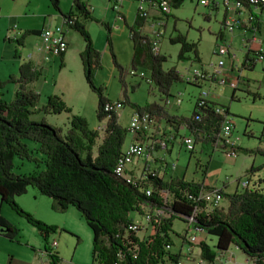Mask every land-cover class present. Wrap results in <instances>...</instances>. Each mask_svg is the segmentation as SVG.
<instances>
[{"label":"trees","instance_id":"trees-1","mask_svg":"<svg viewBox=\"0 0 264 264\" xmlns=\"http://www.w3.org/2000/svg\"><path fill=\"white\" fill-rule=\"evenodd\" d=\"M168 1L171 5L183 2ZM49 3L63 15L67 25L77 30L83 38L84 46L79 52L83 73L87 84L97 95L96 116L100 120L105 118V124L100 135L97 129L88 126L84 116L72 113L70 123L62 133L59 127L43 118H32L31 114L37 111L59 113L62 110L69 111L71 107L56 93L49 94L45 102L39 103V92L31 83L41 74V69L31 59L21 61L16 74L10 73L0 80V94L6 82L11 81L15 85L12 98L6 100L0 96V202L6 201L19 210L36 226L45 240L49 232L55 231L57 226L37 219L32 213L23 210L14 200V196L24 193L32 185L40 193L52 196L51 205L54 209L64 210L69 205L75 206L92 231L91 264H113L120 250H125L129 264H173L178 251L165 247L167 243L173 244L170 234L174 232L173 220L181 218L185 222L190 215H193V227L216 237L213 247L204 240H199V252L203 259L213 261L218 252L225 251L230 243H235L254 264H264V191L260 185H246L240 190L226 191V184L223 183L220 192L227 198L228 204L223 208L214 206L211 210H205L203 199H194L198 190L207 186L202 179L188 180L174 175L163 178L158 174V169L153 168V171L146 173L145 178V185L151 187V194L148 195L136 184L128 182L113 171L126 138L127 128L120 125L116 109L105 110V103L111 99L103 95V88L96 85L93 79L99 63V52L84 22L85 19L94 17L89 1L72 0V7L65 12L59 7V0H49ZM144 20L146 16L141 15L137 9L136 18L127 25L133 47L130 66L135 69L140 65L149 70L150 84L159 90L162 102L152 100L138 104L125 97L119 99L120 103L123 105L124 102H129L137 111L146 110L156 119H164L167 124H172L175 129L184 124L185 130L194 137L195 142L199 141L201 149L214 148L224 114L230 113L228 106L221 105L225 108L224 114H221L214 107L218 102L204 97L200 105L195 100L192 112L187 115L169 112L164 104L171 94L169 87L173 81L182 80V75L174 65L166 69L162 67L166 56L153 49L152 39L142 29ZM222 23H225L224 20L221 26ZM105 26L109 30L108 25ZM245 26L252 29L251 25ZM259 26V15H256L254 27L257 31ZM27 32L34 30H23L14 39L15 46L23 44L22 38ZM222 33L219 28L216 35L220 36ZM185 36L177 32L169 37L171 41L180 44L178 59L193 57L199 60L197 43ZM248 39L244 40L246 48L240 63L242 68L253 67L256 61V53L254 48L248 46ZM107 42L110 46L109 37ZM58 55L62 59L64 51ZM112 56L115 60L113 52ZM241 81L243 80L240 76H237L232 97ZM261 134L264 136V130ZM99 136L100 139L96 142ZM28 140L37 143L35 150L28 145ZM235 148L238 151L239 145L236 144ZM34 151H39L41 157L34 154ZM15 156L42 161L44 167L25 174L15 172L12 169ZM161 189L168 191L167 207L170 216L146 238L141 239L135 232H128L130 239L136 240L138 245V254L132 258L126 250L124 237L133 218L130 213L134 210L143 213L145 207L162 204L163 199L159 194ZM0 225L3 234L14 238L17 228L1 213ZM185 229L187 231V227ZM183 234L179 233L181 236ZM57 258L53 255L52 259L56 261Z\"/></svg>","mask_w":264,"mask_h":264},{"label":"rangeland","instance_id":"rangeland-1","mask_svg":"<svg viewBox=\"0 0 264 264\" xmlns=\"http://www.w3.org/2000/svg\"><path fill=\"white\" fill-rule=\"evenodd\" d=\"M26 2L27 0H18L17 3L12 4L11 1L4 0L2 10L6 11V8H10L11 4L14 5V10H17L26 5ZM33 2L31 1V6ZM109 3L110 0H91L92 7L94 6L99 15H93L92 19L87 18L84 21L88 34L99 52V63L95 68L93 78L95 84L101 86L103 95L110 99H124L126 97L129 101L138 104L152 100L162 102V99L159 98V90L150 84L149 70L140 65L135 69L130 66L133 47L127 25L131 24L138 0L124 1V7L120 14L117 13V9L110 7ZM49 5L54 9L50 3ZM222 7L223 5H219L215 8L200 2V0H183L181 4L171 5L168 14L160 13L163 22L156 27L162 29V34L158 37L157 45L158 51L166 56L162 67L166 69L174 65L182 75V80L173 81L169 87L171 94L168 97L170 101L164 103L169 112L189 114L192 112L199 92L206 88L207 98L213 97L212 100L228 106L229 116L234 125L232 134L238 143L237 145H239L237 154L222 152L219 147L201 149L199 141L195 142L194 149L190 151L181 143L178 135L172 143L170 152L161 148L158 150V154L166 162V168L163 172L165 178L174 175L182 176L188 180L202 179L210 185L223 186L225 183L224 190L226 191L243 189L242 182L247 180L246 185L249 187L254 184L260 185L264 191V136L261 134L264 130V57L259 58L253 67L242 69V74L239 76L243 81L238 83V87L235 88L234 97L231 96L233 86L229 85L227 81L223 82L209 77L195 83L192 75V71L195 69L207 71V74L214 73L219 59L223 61L224 65L228 63L226 54L215 53L216 42L219 41L215 37L222 20ZM150 13L153 15L155 9H152ZM58 18L59 16L55 20L52 18L48 21L50 20L51 24L54 25ZM260 18L262 43L253 41L252 44L254 47L262 45L264 48V11L260 13ZM48 24L49 22L46 21L44 26ZM105 25H108L109 30ZM144 29L149 36L153 35V27L149 23H145ZM68 30L71 31L68 33L70 43L65 56L61 59L57 53L50 52L47 58H43L42 65H38L41 74L31 83V86L39 92V103L45 102L49 94L56 93L71 108L69 111L62 110L59 113L37 111L32 113L31 117L43 118L55 127H59L63 133L70 123L71 114L77 113L84 116L88 126L97 129L101 135L102 130H100L99 125L105 123V118L100 120L96 116L97 95L85 80L79 56L84 41L77 30L73 28ZM177 32L185 34L187 39L197 43L199 60H195L193 57L178 59L177 51H179L180 44L169 39ZM230 33H226L227 38L231 41V48L241 62L243 53H245L243 38H247L251 34L247 32L246 36H243L238 27H235ZM108 37L111 47L107 42ZM12 41L10 44L2 43L0 47V69L2 73L8 71L7 63L11 60L10 54L13 55V48L10 49L9 46L12 47L15 44ZM28 53V46L24 50L20 49L19 46L14 50L16 56L24 54L28 56ZM131 69L134 71L133 73L130 71ZM5 85L3 86L4 99L9 100L12 98L13 89L9 88L8 90L10 85H6V87ZM177 98L179 99L178 102L176 101ZM133 110L135 108L129 102H124L122 106L116 109L120 125L127 127L130 112ZM178 131L179 134L184 132L183 129ZM129 137L130 132L127 131L123 146ZM99 139L100 136L96 142ZM27 142L35 150L37 143L33 140ZM33 153L41 157L39 151ZM251 166H253L252 170L250 169ZM43 167L44 162L42 161L38 162L15 156L12 169L15 172L25 174L40 170ZM51 197L40 193L32 185H29L24 193L14 196V200L23 210L32 213L37 219L57 226L55 231L49 232L47 240L19 210L6 201L0 204V213L5 215L17 228L12 239L0 231V264H9V262L15 264L19 260L20 262L29 261L31 264H42L49 256L47 252L49 248H45V246H50L53 238H56L58 243L51 249V253L58 257L59 263L91 264V228L75 206L69 205L64 210L54 209L51 205ZM227 204V198H223L220 207H226ZM130 214L134 219L142 218V215L135 210L131 211ZM185 227L186 224L183 219L175 218L173 220L174 232L170 233L173 241L170 247L171 251L179 246L181 241L179 233L186 232ZM188 230L195 233L198 239L204 240L213 247L216 239L214 234L195 230L191 227ZM137 233L143 238L148 236V232L141 230ZM199 248L198 243H196L191 254L192 258L186 264H198V258H201L199 264H254L253 260L235 243H230L225 251L218 252L213 262L203 259Z\"/></svg>","mask_w":264,"mask_h":264},{"label":"built area","instance_id":"built-area-1","mask_svg":"<svg viewBox=\"0 0 264 264\" xmlns=\"http://www.w3.org/2000/svg\"><path fill=\"white\" fill-rule=\"evenodd\" d=\"M123 0H110V7L115 9H120V4H122ZM200 2L210 5L212 7H217L218 5H223L228 7L230 5L234 6L235 14L229 22L222 23V27L226 30H232L234 26L240 25V23L244 22L245 25H251V36L252 39L258 40L257 30L254 27V23L256 20V15L260 13L261 10H264V0H200ZM170 2L168 0H138L137 9L141 15H145L146 18L149 16V9L153 8L156 10H160L164 13H169L170 11ZM244 11L245 15L240 16V12ZM163 19L160 14L156 15L153 19L150 20L151 26L153 27V35L149 36L152 39L153 49L155 51L159 50L157 45V40L159 35L162 34V29L156 27V25H161ZM68 26L65 19L62 17V23L54 24L52 27H45L44 31L40 32V35L44 42L48 44V49L51 53H57L64 51L68 46L67 39L65 37V27ZM16 27V25H14ZM246 27V26H245ZM244 40L246 38H243ZM215 53H229V46L224 39L220 36H216ZM256 59H259L263 56V51L261 47L254 49ZM222 60H218L217 65H221ZM132 73L134 72L132 69L130 70ZM143 74V72H141ZM193 79L195 81H200L205 77L209 78L206 71H201L199 69H195L192 71ZM237 82V78H236ZM235 82V83H236ZM234 83V84H235ZM208 94L207 89L203 88L199 92L196 97V102L198 105L202 104L203 98L207 97ZM177 98V102H178ZM166 101H169L167 99ZM122 104L119 99H111L107 101L104 105L105 110L108 109H118ZM215 110L224 114L225 108L221 106V104L214 105ZM104 124L99 125L100 130H103ZM171 126L172 130H164L165 126ZM233 122L231 121V117L229 114H224V119L221 124V128L218 131V140L215 143L214 147H219L221 151L226 153H235L237 154V150L235 148L237 142L235 137L232 134ZM185 125L180 124L176 129L172 124L163 123L161 119H156L151 113L146 110L137 111L136 109L130 112L129 121L127 125V131L130 132L129 139L125 142L124 146L121 149L120 154H118L113 171L123 177L128 182L136 184L139 188L143 189L146 194H151L150 185H145L146 173L153 171V168L150 166L149 160L151 161L154 154V150L157 147L167 148L168 141L175 135H178L181 143L190 151L194 149L195 140L194 137L185 130ZM179 129H183L184 132L179 134ZM141 161V162H139ZM155 169V168H154ZM159 171V170H158ZM247 180L243 181L242 184L245 186L247 184ZM220 188L222 186H218L216 184H207V186H202L197 194L194 196V199H203V208L205 210H211L214 206H220L222 199L224 198L223 194L220 192ZM163 201L162 204L157 205L154 204L149 207H145L142 215V218L137 220L132 218L131 222L128 224L124 237L126 241V250L130 253L132 258L136 257L137 252V242L136 240H132L129 237L128 232L133 231L135 235L139 238H143L138 235V231L148 232V236L152 234L156 230V226H159L160 223L167 217L170 216V211L167 207V201H169L168 191L165 189H161L159 192ZM197 208L195 207V210ZM194 210V213H195ZM186 227L187 231L181 236V241L179 246L177 247L178 256L172 262L173 264H186L188 260H190L193 249L195 248V244L199 242L195 235V233L189 232V228H193L195 230H201L197 227H193V215L186 217ZM147 236V237H148ZM58 243L56 238H53L50 242V246L47 245L49 250L47 251L49 256L43 261L42 264H58L59 261H54L53 253H51V249ZM171 243H167L165 245L166 248L171 247ZM129 259L126 258L125 250H120L118 252V258L114 261L113 264H129ZM198 264L201 261V258L197 260ZM61 264V263H59Z\"/></svg>","mask_w":264,"mask_h":264},{"label":"crops","instance_id":"crops-1","mask_svg":"<svg viewBox=\"0 0 264 264\" xmlns=\"http://www.w3.org/2000/svg\"><path fill=\"white\" fill-rule=\"evenodd\" d=\"M1 1L2 2L0 3V47H1L2 43L7 42L10 44V41H12V40L15 43L14 39L17 36H19L23 32V30H25L27 28L34 30V32H30L29 34L27 33L22 38L23 44L21 46L19 45L20 49H22V50H24V48H26V46H28V49H29L28 56H25V54L22 56H20V55L16 56L14 54V50H16L18 48V46H15L16 44L12 45V47L8 45L10 49L13 48L12 49L13 55L10 54L11 60L7 63V66H8L7 70L8 71L6 73H2V71L0 69V79L5 78V76L8 73L9 74L10 73L16 74L18 72L17 66L19 65V63L21 61H23L25 59H28V58L31 59L36 66L42 65L43 58H47L50 51L48 49V44L43 41V39L40 35V32L42 30L44 31L45 27H48V26L52 27L53 26L51 24V21L50 20L48 21V19L53 18L55 20L56 17L59 16L58 21L56 20V23L60 24V23H62V17H63V15L61 13H59L58 10L52 9L50 7L49 0H27L26 5H24L23 7H20V9H17V10H14V8H13L14 5L12 6V4L17 3L18 0H9V1H11L12 4H11L10 8H6V11L2 10V3L4 0H1ZM31 1L32 2L34 1L32 3L33 4L32 6L30 5ZM88 1H89V6H90L92 14L95 16L96 15L98 16L99 14L95 11L94 6L92 7V5H91V0H88ZM124 1H126V0L122 1V4H120V9L117 10V13H119V14L123 10ZM71 2H72V0H59L60 9L63 12L69 10L72 7ZM217 7H219V5ZM217 7H215V8H217ZM234 8L235 7L232 5H230L228 7H225V6L222 7V20H224V22H229L232 19L233 15L237 11ZM152 9L153 8L149 9V16H148V18H146V20H144V24L142 26L143 31H145V29H144L145 23H149V25L151 26V23H150L151 18H154V17H156V15L160 14V12L156 11V9H155V13L153 15H151L150 11ZM262 11H264V10H261L260 13ZM136 12H137V7L135 10V14L133 16V19L136 18ZM260 13L258 14L259 20H260V26H259V29L257 31V37L259 38L258 40L252 39L251 30H249V29H247V27H245L244 22L240 23V25H238V26H234V28L238 27L241 30V32L243 33V36H246L247 32L251 34L250 36L247 37V38H249L247 44L249 47L254 48V49L261 47V49L263 51V56L261 58H263L264 57V48L262 47V45L258 46V47H254V45L252 44L253 41L257 42V43H262L263 38L261 37V24L262 23H261ZM239 14H240V16L243 17L245 15V12L241 11ZM100 16H102V15H100ZM102 17H104V16H102ZM133 19H132L131 23L133 22ZM222 20H221V22H222ZM46 21L49 22V24L47 26H44ZM221 22H220L219 28L222 29L223 33L220 35V37L222 39H224V41L226 40V42L229 46V53H226V55L228 57V63H227V65H224V63L222 61L221 65H217L215 67L216 69L213 71L214 73L207 74V75H209L210 78H212V77L216 78V80H222L223 82L227 81L229 85L233 86L234 83L236 82L237 76L242 74L243 68L240 66L241 62L238 58V55H236L235 52L232 50L231 41L229 40V38H227V35H226V33L233 32L234 28L232 30H226L221 26ZM14 25H16V27H14ZM70 28H72V27H69V26L65 27L64 34H65V37L67 39L68 46L64 50V56H65L66 50L69 47V43H70V40L68 38V36H69L68 33L71 32L68 30ZM244 38H246V37H244ZM215 39H216V37H215ZM243 47L246 48L244 43H243ZM257 60H259V59H256L255 63L257 62ZM206 73H207V71H206ZM204 79H208V78L205 77ZM6 85H10L7 88L8 90H9V88H11L13 90L15 89V85L11 81L7 82ZM6 85H5V87H6ZM13 90H12V94H13ZM1 92L2 93L0 94V96L4 98L3 87L1 88ZM212 94L214 96V93H212ZM209 98L211 99L213 97H208L207 99H209ZM168 99H169V97H168ZM161 120L163 123H165L164 119H161ZM164 130H172V128H171V126L166 125ZM174 134L175 135L170 139V141H168L167 148H164L168 152H170V150H171V146H172L173 141L176 140V137H177L176 132H174ZM160 149H161L160 147H157L154 150V152H153L154 156H153L151 161L149 160V163H150V166L152 168H156L159 170L158 174L161 177L165 178L163 175V172H164V168H166V166H165L166 162L158 154V150H160ZM155 161H156V163H153ZM203 182L205 183L204 180H203ZM205 184H207V183H205ZM17 195H19V194H17ZM1 203H2V201L0 202V204ZM3 216H5V215H3ZM1 228L2 227L0 225V231H1ZM231 258H232V256H231ZM211 262H213V261H211ZM9 264H11V263L9 262ZM15 264H31V263L29 261L28 262H20V260H19V261H16ZM36 264H38V263H36Z\"/></svg>","mask_w":264,"mask_h":264}]
</instances>
